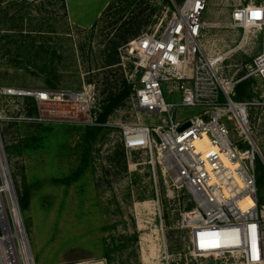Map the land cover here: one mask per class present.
Wrapping results in <instances>:
<instances>
[{
    "label": "rangeland",
    "instance_id": "obj_1",
    "mask_svg": "<svg viewBox=\"0 0 264 264\" xmlns=\"http://www.w3.org/2000/svg\"><path fill=\"white\" fill-rule=\"evenodd\" d=\"M182 1L0 0V137L36 264H216L189 252L190 227L182 214L196 207L190 191L161 169L155 176L144 151L124 147L126 126L162 118L138 112L129 98L106 123L92 124L73 105L33 104L32 97L7 93L91 85L100 104L123 88L124 79L134 88L138 77L126 48L141 35L163 31ZM261 1L208 2L202 44L208 55L223 58L218 71L224 78L244 77L261 50L259 27L233 29L231 13ZM253 77L251 134L264 157V84ZM166 100L178 102L180 95ZM183 112L189 117L198 110ZM258 179L263 203V168ZM2 201L15 233L7 192Z\"/></svg>",
    "mask_w": 264,
    "mask_h": 264
},
{
    "label": "built area",
    "instance_id": "obj_2",
    "mask_svg": "<svg viewBox=\"0 0 264 264\" xmlns=\"http://www.w3.org/2000/svg\"><path fill=\"white\" fill-rule=\"evenodd\" d=\"M208 2L183 0L175 5L163 31L141 35L130 43L132 49L126 48L138 77L131 100L138 112L162 120L126 126L123 143L127 153L148 155L155 176L161 169L192 194L198 214L190 217L194 209L182 214L190 227V254L216 264H264V206L258 204L256 167L263 155L251 134L253 102L234 98L236 86L250 76L264 84V0L238 6L231 13V28L257 25L261 33L260 53L238 80L222 77L218 69L223 58L204 50ZM7 93L29 96L37 103L73 105L92 124H99V99L91 85L81 91L8 89ZM176 94L180 101L166 100V95ZM185 108L198 112L187 117ZM22 242L15 236L8 248L0 250V264H36Z\"/></svg>",
    "mask_w": 264,
    "mask_h": 264
},
{
    "label": "bare ground",
    "instance_id": "obj_3",
    "mask_svg": "<svg viewBox=\"0 0 264 264\" xmlns=\"http://www.w3.org/2000/svg\"><path fill=\"white\" fill-rule=\"evenodd\" d=\"M248 27V26H247ZM2 141L0 137V178L2 179V183L0 181V214L3 220V234L0 236V250L5 247L8 248L9 243H12V240L15 236H18L21 239L23 246L26 248L29 258L31 259V249L27 234L23 232V228L21 226V212L19 208L18 201L13 191V185L10 178V170H8L5 153L3 151ZM3 192H7V194L11 197L12 208L14 212V225L16 228V232H13L12 223L7 217V211L2 201ZM197 215V212H193V214ZM0 255H2L0 253Z\"/></svg>",
    "mask_w": 264,
    "mask_h": 264
},
{
    "label": "trees",
    "instance_id": "obj_4",
    "mask_svg": "<svg viewBox=\"0 0 264 264\" xmlns=\"http://www.w3.org/2000/svg\"><path fill=\"white\" fill-rule=\"evenodd\" d=\"M109 10H110V7H109ZM254 81H255L254 77H251V76L242 80L236 86L234 98L236 100H244V101L250 100L255 92L254 87H253ZM133 89H134L133 84L129 83L127 80L124 79L123 88L120 89V91L116 92L115 94L112 93L110 96H108L105 99V101L104 100L101 101V103L99 104V111H98V123L102 125L106 123L109 117L111 116V114L116 109H118L124 103L125 100L129 98L131 99ZM32 100H33V104H35L34 98ZM95 129L100 130L101 126H98ZM256 167H257V173H258L259 168L264 169V163L259 158H257ZM260 185L261 183L259 182V179H258V188L259 187L261 188ZM27 201H28V195L26 194L25 198L23 197L21 201V208L26 207ZM258 204H261V206H264V202L261 203L259 199H258Z\"/></svg>",
    "mask_w": 264,
    "mask_h": 264
},
{
    "label": "water",
    "instance_id": "obj_5",
    "mask_svg": "<svg viewBox=\"0 0 264 264\" xmlns=\"http://www.w3.org/2000/svg\"><path fill=\"white\" fill-rule=\"evenodd\" d=\"M3 146V145H2ZM3 151H4V153H5V150H4V147H3ZM262 161H263V163H264V159L263 158H260ZM6 161H7V159H6ZM8 166V165H7ZM8 170H9V167H8ZM13 191H14V189H13Z\"/></svg>",
    "mask_w": 264,
    "mask_h": 264
}]
</instances>
